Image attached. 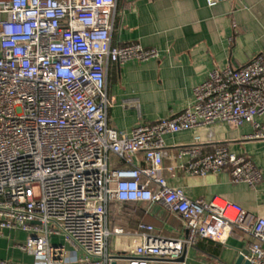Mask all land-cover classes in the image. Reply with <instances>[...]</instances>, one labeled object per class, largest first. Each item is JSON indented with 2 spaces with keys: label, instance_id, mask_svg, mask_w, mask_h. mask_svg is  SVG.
Here are the masks:
<instances>
[{
  "label": "built area",
  "instance_id": "obj_1",
  "mask_svg": "<svg viewBox=\"0 0 264 264\" xmlns=\"http://www.w3.org/2000/svg\"><path fill=\"white\" fill-rule=\"evenodd\" d=\"M115 1L0 0V228L26 233L18 247L33 264H185L178 259L186 246L224 242L233 229L252 239L245 258L264 264L263 216L189 199L161 174L165 134L226 122L248 123L249 137L264 138L255 120L264 114V50L241 66L211 70L179 112L117 131L107 118V62L146 61L159 51L111 44ZM177 155H188L181 168L192 175L226 169L233 183L250 187L261 179L248 156L223 145L204 153L198 136ZM124 202L161 204L184 235L165 236L143 222L109 227V204ZM55 235L79 253L70 258L50 242Z\"/></svg>",
  "mask_w": 264,
  "mask_h": 264
},
{
  "label": "crops",
  "instance_id": "obj_2",
  "mask_svg": "<svg viewBox=\"0 0 264 264\" xmlns=\"http://www.w3.org/2000/svg\"><path fill=\"white\" fill-rule=\"evenodd\" d=\"M131 42L156 48L159 56L106 64V90L111 101L108 124L126 133L139 122H153L191 104L194 87L211 70L241 66L264 50V0H221L213 6H207L205 0H116L111 44ZM255 120L264 124V114L256 115ZM252 132L248 123L236 127L216 122L165 134L161 174L189 199L238 204L264 217V138L249 137ZM195 136L204 153L223 145L230 152L248 156L261 171L260 181L254 187L233 183L226 169L205 175L185 172L181 165L189 157L177 153ZM137 156L142 164V154ZM168 166L173 167L171 171ZM124 205L132 206L133 211L118 226L133 230L143 222L165 236L181 237L185 233L181 220L159 203H113V210L119 212ZM25 237L21 230L0 228V260L33 264L34 257L18 247ZM251 241L238 229H233L224 242L200 238L185 247L182 261L234 264L239 251L248 249ZM50 242L63 245L72 259L79 253L64 244L60 236H51Z\"/></svg>",
  "mask_w": 264,
  "mask_h": 264
},
{
  "label": "trees",
  "instance_id": "obj_3",
  "mask_svg": "<svg viewBox=\"0 0 264 264\" xmlns=\"http://www.w3.org/2000/svg\"><path fill=\"white\" fill-rule=\"evenodd\" d=\"M133 208L129 205H124L121 211L115 212L113 210V203H110L108 206V216H107V224L109 227H113L115 225H123L125 223V219L129 218V215L132 214Z\"/></svg>",
  "mask_w": 264,
  "mask_h": 264
},
{
  "label": "water",
  "instance_id": "obj_4",
  "mask_svg": "<svg viewBox=\"0 0 264 264\" xmlns=\"http://www.w3.org/2000/svg\"><path fill=\"white\" fill-rule=\"evenodd\" d=\"M185 248L183 250L182 256L178 259L179 261L183 260L184 257ZM248 250L247 249H241L235 258L234 264H251L248 259L245 258L247 255Z\"/></svg>",
  "mask_w": 264,
  "mask_h": 264
},
{
  "label": "rangeland",
  "instance_id": "obj_5",
  "mask_svg": "<svg viewBox=\"0 0 264 264\" xmlns=\"http://www.w3.org/2000/svg\"><path fill=\"white\" fill-rule=\"evenodd\" d=\"M136 159L140 160V158L138 156H136ZM34 193L37 195V193H38V188L37 187H34ZM111 248H112V238H111ZM110 250H112V249H110Z\"/></svg>",
  "mask_w": 264,
  "mask_h": 264
}]
</instances>
